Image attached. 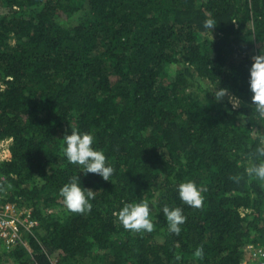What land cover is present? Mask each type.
Instances as JSON below:
<instances>
[{
    "label": "trees",
    "instance_id": "16d2710c",
    "mask_svg": "<svg viewBox=\"0 0 264 264\" xmlns=\"http://www.w3.org/2000/svg\"><path fill=\"white\" fill-rule=\"evenodd\" d=\"M261 52L264 0H0V194L39 221L28 247L0 243V264H242L264 248V182L245 174L264 138L248 83ZM72 129L110 181L67 161ZM73 176L96 192L90 212L59 195ZM186 181L200 208L180 200ZM142 200L153 231L125 229L113 213Z\"/></svg>",
    "mask_w": 264,
    "mask_h": 264
},
{
    "label": "clouds",
    "instance_id": "9594fccd",
    "mask_svg": "<svg viewBox=\"0 0 264 264\" xmlns=\"http://www.w3.org/2000/svg\"><path fill=\"white\" fill-rule=\"evenodd\" d=\"M218 22L214 18H206L203 22L204 29L214 32ZM249 69V88L252 93L251 104L253 110L264 119V52L255 55ZM226 89L219 88L214 92L217 100L223 98ZM239 100H233V107H239ZM65 141L64 156L73 165H79L85 175L94 173L104 180L110 181L109 177L114 169L106 163V156L102 150L93 147L94 136L90 133H81L72 129L70 134L63 137ZM249 163L245 167L247 177L264 182V138H260L250 153ZM236 183L242 179L237 175L231 177ZM203 189L195 182L186 181L178 185L179 198L191 208H200L203 203ZM59 195L63 198L64 205L69 212L85 213L92 209L91 201L95 199L96 192L91 188L83 186L79 176H73L64 184ZM163 214L167 220L169 231L179 235L181 225L185 223L186 217L180 207L164 206ZM125 229L136 232H152L154 224L150 218V207L147 201L139 203H125L123 207L113 213ZM199 254V252H198Z\"/></svg>",
    "mask_w": 264,
    "mask_h": 264
},
{
    "label": "built area",
    "instance_id": "2783aa9c",
    "mask_svg": "<svg viewBox=\"0 0 264 264\" xmlns=\"http://www.w3.org/2000/svg\"><path fill=\"white\" fill-rule=\"evenodd\" d=\"M12 139L0 141V162L7 157L2 154V150L7 148ZM5 179V176L0 171V182ZM39 226V221L34 217L33 209L31 207L23 208L17 202H3L0 194V243L6 247L11 248L16 245L29 246L25 237L29 233L33 234L35 228ZM248 249L249 257L242 264H264V248H257L256 250L250 246ZM30 264H39L33 261Z\"/></svg>",
    "mask_w": 264,
    "mask_h": 264
},
{
    "label": "rangeland",
    "instance_id": "374dc122",
    "mask_svg": "<svg viewBox=\"0 0 264 264\" xmlns=\"http://www.w3.org/2000/svg\"><path fill=\"white\" fill-rule=\"evenodd\" d=\"M207 84V83H206Z\"/></svg>",
    "mask_w": 264,
    "mask_h": 264
}]
</instances>
